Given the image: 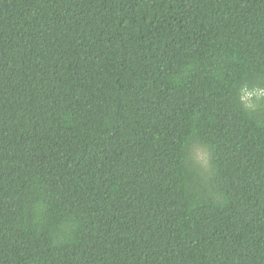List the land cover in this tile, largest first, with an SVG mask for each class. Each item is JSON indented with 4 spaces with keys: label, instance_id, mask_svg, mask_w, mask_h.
Returning <instances> with one entry per match:
<instances>
[{
    "label": "trees",
    "instance_id": "trees-1",
    "mask_svg": "<svg viewBox=\"0 0 264 264\" xmlns=\"http://www.w3.org/2000/svg\"><path fill=\"white\" fill-rule=\"evenodd\" d=\"M261 89L264 0H0V264H264Z\"/></svg>",
    "mask_w": 264,
    "mask_h": 264
},
{
    "label": "rangeland",
    "instance_id": "rangeland-1",
    "mask_svg": "<svg viewBox=\"0 0 264 264\" xmlns=\"http://www.w3.org/2000/svg\"><path fill=\"white\" fill-rule=\"evenodd\" d=\"M251 95H255L256 98H261V97L264 98V89L254 91L253 93H247L245 96V100L247 101ZM195 156L198 161H201L204 167L207 166V159H206L207 154L204 153V151H197L195 153Z\"/></svg>",
    "mask_w": 264,
    "mask_h": 264
}]
</instances>
